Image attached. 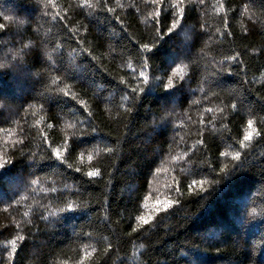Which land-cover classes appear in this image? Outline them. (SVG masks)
I'll list each match as a JSON object with an SVG mask.
<instances>
[{"label":"trees","instance_id":"trees-1","mask_svg":"<svg viewBox=\"0 0 264 264\" xmlns=\"http://www.w3.org/2000/svg\"><path fill=\"white\" fill-rule=\"evenodd\" d=\"M81 2L0 0V13L34 21L32 28L38 30L29 28L27 37L46 44L53 60L58 63L56 72L47 81L43 77H34L32 72L45 64L40 49H34L24 65L12 55L20 47L17 32L22 31L24 25L18 24L12 30L0 32V39L6 40L0 44V60L9 64L7 73L0 71V82L7 86L6 98L21 109L35 103L27 115L21 112L23 119L18 125L7 123V114L0 110V152H11L14 145L19 147L17 141L25 137H31V147L35 151L41 144V132L47 133L54 143L62 144L63 137L73 131L66 128L65 123L74 122L73 117L79 116L84 129L94 130L72 138V152L99 147L100 155L92 162L86 156L83 161L73 158L69 162L74 168L84 170L98 164L103 172V175L91 178L83 171L67 167L55 156L43 160L20 156L5 169H0V177L4 178L0 181V222L6 223L13 217L21 223L31 219L40 229L34 233L33 240L23 242L18 250L17 264H29V261L42 264L50 252H54L56 264H77L85 246L89 252L93 247L98 249L86 258L85 264H249L252 249L264 242V155H261L264 134L254 137L246 150L241 149L238 142L247 131H251L246 127L247 119H264V100L259 98L264 96V87L258 82L264 79L261 76L264 57H245L246 77L238 69L237 73H223L216 77L212 82L215 87L212 91L216 95H209L207 99L198 90H193L198 89L196 81L203 74L202 61L200 68L190 73L191 78L182 80L174 89H161L160 81L150 80L132 105L134 94L130 88L137 82L125 60L141 52L135 41L143 42L142 38L147 37L150 29L144 23V16L151 9L145 8L143 0H135L143 13L137 16L135 10L128 7L133 0H109V6L116 8L113 14L100 9L103 0H88L96 7L83 9L79 7ZM240 2L242 0H234V3ZM245 2L251 5L255 17L264 19V0ZM217 3L218 0H207L205 9L186 12L181 26L161 38L150 52L143 53L150 63L152 77L166 75L199 49L205 34L196 32L186 40L182 34L184 26L191 31L195 24L206 22L208 35L215 33L220 27L214 11ZM118 4L123 7H117ZM115 15L125 21L127 31ZM244 23L248 25L249 33L243 39L221 41L218 33L211 40L206 36L207 47L202 53L205 59L220 61L231 48L243 51V45H264V31L259 24L252 26L247 18ZM68 29L77 31L69 32ZM233 29L236 37H240L238 22H234ZM27 42L29 39L26 38ZM61 43L63 48L53 51ZM81 48H88L92 56L86 53L79 56ZM113 48L117 53L121 52L124 59L113 53ZM56 75L61 77L59 87L67 86L70 96L55 92L57 85L52 84V79ZM121 77L128 81L127 86L120 81ZM45 83L53 89L52 92H45ZM233 89L240 94V112L223 122L218 115L212 120V114L205 113L204 109L223 107L221 101L226 102ZM71 95L83 100L93 116L90 117ZM123 97H128L124 103L133 107L127 119L121 115L123 110L117 107ZM194 98H199L201 104L190 105ZM39 102L44 105L43 109ZM160 110L170 115L154 123L159 119ZM248 112L252 116H248ZM57 116L61 118L59 122L52 118ZM201 118L205 121L202 138L210 150L206 155L215 159L220 151L233 149L246 153L224 174H219L218 168L214 170L215 164L209 167L200 163L204 149L197 151L192 163H186L185 151L201 138L198 136ZM48 123L56 127L49 129ZM222 123L227 127H222ZM103 147L113 148V152L103 154ZM32 175L46 177L41 185L44 188L68 184L71 189H65L64 193L73 198L79 195L89 201L88 205L56 216L45 212L48 219L40 221L39 214L44 209L37 204L54 211L59 202L38 190L28 194L26 201L13 204L4 211ZM205 178L218 183L210 187L205 185L207 189L203 193H188L187 185L192 179ZM177 181L183 193L179 196V203L167 211L155 213L157 200L178 198L175 192ZM196 191L198 186H194ZM24 212L29 216L25 217ZM137 215H153L154 220L132 233ZM81 231L92 232L94 238L83 235L77 238ZM103 237L117 245L120 260L116 255L111 258L103 256L96 242ZM9 239V232L0 235V243ZM255 264H264V244L255 251Z\"/></svg>","mask_w":264,"mask_h":264},{"label":"snow or ice","instance_id":"snow-or-ice-1","mask_svg":"<svg viewBox=\"0 0 264 264\" xmlns=\"http://www.w3.org/2000/svg\"><path fill=\"white\" fill-rule=\"evenodd\" d=\"M207 0H143V4L145 8H150L151 10L147 12L146 16H144V23L149 27L150 31L146 38H142L141 40H136L135 42L138 44L139 49L141 50L137 56L132 57L130 59L125 60L127 68L132 73V78L137 82L135 87L130 88L132 93L134 94L131 97V104L134 105L135 100L138 99L139 94L144 91L145 85L149 83L150 80L152 82L160 81V88L164 90L174 89L177 85L181 83L182 80L190 79V73L194 72L197 68H200L201 62L203 61V74L196 81L198 83V89H193L195 92L198 90L201 94H203L204 99H207L209 95L215 96L216 93L213 90L212 82L213 80L223 73L236 72L237 69L239 73H243L245 77L247 76V63L245 57L249 59H258L260 57H264V45L254 46V45H243V51L237 50V48L229 49L228 54L224 56V58L220 61L209 62L205 59V56L202 55L204 53V48L207 47V40H211L212 36L216 33L219 34L218 39L221 41H225L228 38H232L233 40L239 38L243 39L249 33V27L244 23L245 18L252 26H256L259 24L262 31H264V19L255 17L254 13L251 11V5L246 3L245 0H242L240 3H234V0H218V3L214 6V11L217 14L220 22V27L215 29V33L212 35H208V29L206 22L199 23L198 26L195 24L191 31L187 30V26L183 27L182 34L186 40H190L192 35L196 32H202L207 36V40L202 39L200 43L199 49L196 50L195 55H193L187 61L181 60L175 67H173L170 72H168L164 76H155L152 77L150 75V63L148 59L143 56V53L150 52L160 41L161 38L167 36L169 33H172L174 30L181 26V22L185 17V13L190 10L205 9ZM47 7V5H45ZM79 7L83 8H93L96 7L88 2V0H82ZM100 9L105 10L109 13H115L116 8L109 6V0H103V3L99 5ZM117 7H123V5H117ZM129 8L135 10V14L137 16L143 15L141 12V8L139 5L133 0L131 4L128 5ZM122 26H125V21L121 19L119 15L114 16ZM0 19L3 22H0V32L4 30H12L16 28L18 24L24 25L22 31H18L17 34L20 37L19 44L20 47L15 49L12 52L14 59H19L20 62L24 65L27 63V57L31 55L34 49H40L41 53L45 58V64L39 68H36L35 71L32 72L34 77H43L47 81L48 77L55 71V66L58 64L53 60L52 54L47 50V45L43 43H38L35 40H30L27 37L28 29L30 28L32 31H36L38 29L32 28L34 21H29L24 17L8 15L4 13H0ZM61 20H65L66 17H60ZM234 22H238L240 24L241 36L236 37V34L233 29ZM27 26V27H26ZM66 27V25H65ZM127 31V27L125 26ZM69 32H74L77 30L68 29ZM29 39V42L25 43V39ZM6 40L0 39V44L5 43ZM63 48V44H57L53 51H57L58 49ZM112 52L116 55L120 56L121 59H124V55L120 52L117 53L116 49L113 48ZM82 53H86L89 56H92L91 51L88 48H81L78 55L80 56ZM62 58V57H61ZM94 60L95 57H92ZM139 61L137 63L136 61ZM211 64V67L209 66ZM235 66V67H234ZM9 64L3 60H0V71L7 73ZM261 76L264 77V72L261 73ZM120 81L124 84H128V81L121 77ZM248 82L247 80L245 81ZM255 82V81H254ZM262 87H264V79L258 81ZM62 83L61 77L56 75L52 79V84L57 85L55 92L61 93L63 95L70 96L68 90L59 87V84ZM6 89L7 86L0 82V110L6 113V122L19 124L20 120L23 119L21 116V112L24 115H27L29 109H33L35 107V103H29L27 107L21 109L19 106L12 103L9 99L6 98ZM45 92H52L53 89L48 86V83L44 84ZM239 92L235 89L229 92L227 101H221L223 107L217 106L206 107L204 109L205 113L212 114L211 119L216 120L217 115L219 116L221 122L227 120L229 116H233L235 113L240 112V104H239ZM73 99H75L83 108L87 111L90 117L93 116L92 111L89 110L88 106L85 104L83 100H77L75 95H71ZM261 100H264V96L259 97ZM128 99V97H123L121 99V103L117 105L119 109H122L121 115H123L126 119L129 113L132 112L133 107L126 105L124 100ZM38 102V101H37ZM40 103V102H39ZM201 104V100L199 98H194L191 100L190 105H199ZM40 108L43 109L44 105L40 103ZM227 113V114H226ZM170 115L169 112L160 110L159 119H155L153 122H160ZM248 116H252L251 112H248ZM60 121V117H52ZM74 122H66L65 127L68 129H72L70 135L66 134L62 139V144H56L52 140L49 139V135L47 133L41 132V144L37 148V150L33 151L31 147V137H25L17 141L19 147L13 146V150L11 152H0V169H5L6 165L12 163L14 158L20 156H26L29 160L39 159L43 160L46 158H50V156H55L56 158L62 160L67 167L76 169L77 171H83L84 174L88 177L95 178L103 175L101 167L96 164L90 167L88 170H84L81 167H73V163H70V159H79L83 161L85 156L87 160L92 162L94 161V157L100 155L98 152V148H94L91 151L85 149L81 152H72V138L78 137L80 135H84L87 131H92L94 129H84L81 124V118L79 116H75ZM94 121V120H93ZM173 122V121H172ZM199 124L202 126L198 129V136L201 138L197 139L195 143L185 151L184 156L187 157L186 163H192L193 157L196 155L197 151L200 149H204L205 152L202 154L203 159L200 163L208 165L212 167L215 164L214 170L219 174H224L228 172L233 165L242 160L243 156L246 153H242L239 149L220 151L219 155L213 159V157L206 155L209 149H207V145L204 141L203 137V127L205 126V121L203 118L200 119ZM47 127L49 129H54L56 125L53 123H48ZM222 127H227L226 124L222 123ZM247 129H251V131H247L242 140H239L238 144L241 149H247L248 143L253 140V138H257L264 134V119L254 120L252 118L247 119L246 121ZM111 135V133H109ZM113 152V148L103 147L102 153H111ZM27 154V155H26ZM264 155V152L261 153ZM223 158V159H221ZM230 158V159H229ZM176 159V157H174ZM46 177H42L41 175H32L26 186L23 190H19L20 194L11 202H8L7 208L4 211H8V208H12L13 204L19 205L22 201H26L29 198L30 193H35L36 191H41L47 193L53 199L58 201L56 208L54 211H48L47 207L41 204H37V207L43 208L44 211H41L39 214V220L45 221L48 219V216L45 215V212L48 213L49 216H56L58 213H64L68 210H71L76 207H86L89 203L88 200H84L82 197L77 195L73 198L70 194H65V189H71L68 184H64L63 187L49 186L47 188L42 187L43 180ZM4 178L0 177V181ZM9 183H12L9 180ZM218 183L217 180H209V179H192L191 183L187 185V191L190 194H199L205 192L207 188L205 185L210 187L212 184ZM194 186H198V191L194 192ZM175 192L178 194V198L175 200L172 199H164L157 200L156 206L154 208V212L159 214L161 211H167L169 208L179 203V196L183 195L181 188L179 186V181H177V186L175 187ZM252 212H255V209H252ZM23 215L25 217L29 216L28 212H24ZM153 215H148L147 217L143 215L135 216L136 226L132 227V233H136L144 228V226L149 225L153 222ZM11 230V231H10ZM38 226L34 225L31 219L28 221L21 223L16 220L14 217L9 219L6 223L0 222V235H3L5 232H9L11 239H9L6 243H0V264H17V254L18 250L22 247L23 242L26 240H33L34 233L39 231ZM132 233H128L131 235ZM81 235L88 237L89 239H93L92 232H79L77 233V238ZM99 245V249L102 251L104 257H112L116 255V258L120 260V256L118 254L117 245L112 242L109 238H100L97 241ZM261 244H264L262 242ZM260 244V245H261ZM260 245L255 246L252 249V259L249 261V264H255V251ZM88 246H85L83 251V255L77 262V264H85L86 258L89 257L92 253H95L98 249L96 247L92 248V251L89 252L87 250ZM29 264H33V262L29 261ZM42 264H56V260L54 258V252H50L49 258L46 261H43Z\"/></svg>","mask_w":264,"mask_h":264}]
</instances>
